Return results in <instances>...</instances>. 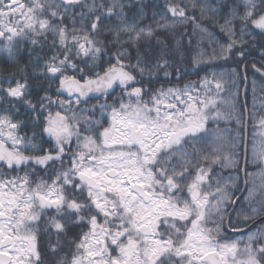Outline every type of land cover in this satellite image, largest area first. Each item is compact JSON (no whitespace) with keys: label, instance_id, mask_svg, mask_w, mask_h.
Returning a JSON list of instances; mask_svg holds the SVG:
<instances>
[{"label":"snow or ice","instance_id":"snow-or-ice-1","mask_svg":"<svg viewBox=\"0 0 264 264\" xmlns=\"http://www.w3.org/2000/svg\"><path fill=\"white\" fill-rule=\"evenodd\" d=\"M136 4L141 12L130 15ZM142 7V0H0V55L14 63L26 44L30 54L46 45L52 53L36 57L43 62L35 83L27 73L14 82L0 77V264H264V225L243 240L222 238L238 176L214 175L213 166L236 169L239 157L209 151L207 125L224 118L217 102L224 73L151 92L145 84L171 75L173 53L160 33L191 22L215 41L190 10L223 15L227 37L218 54L193 57L198 67L227 59L252 30L264 35V0H164L155 26L143 24ZM22 107L27 119L19 118ZM257 123L264 129V117ZM239 143L238 132L232 144ZM246 176L253 186L244 222L264 221V174L259 185ZM42 221L52 259L39 247Z\"/></svg>","mask_w":264,"mask_h":264},{"label":"trees","instance_id":"trees-1","mask_svg":"<svg viewBox=\"0 0 264 264\" xmlns=\"http://www.w3.org/2000/svg\"><path fill=\"white\" fill-rule=\"evenodd\" d=\"M176 2V0H173ZM183 3L188 4L190 0H182ZM204 2V0H201ZM207 3L215 6L217 0H206ZM142 12L144 14L143 24H152L155 26V21L152 18L153 12L161 13L164 5V0H142ZM222 11H227L223 9ZM141 12V5L136 4L130 15L139 14ZM189 15H195L197 22L201 26L206 27L215 38L214 42H210L207 38L202 39L199 29L195 28V25L191 22L183 26H178L175 31L162 32L159 34L160 39L166 41L172 50V55L169 56L170 67L167 69L171 73L169 77H164L161 72L154 80L145 81L146 86L151 92L154 89L160 87H183L186 83L193 81H200L202 77L208 75L211 77V73L214 71L219 78L220 73H224L222 78L223 90L217 94L218 107L221 113L224 114V118L218 119L214 122H210L207 127L210 130V141L207 145L208 150L219 147L222 149V154L237 153L239 157V167L236 169L225 168L221 165H214V175H218L224 178L237 177L236 181L238 187L233 191V199L237 200L238 204L231 216V223H229V230L226 229V223L229 213L231 212L234 204H228L227 213L224 217V224L222 226L223 239L227 240H243L247 237L249 231H255L257 227L264 225V221L255 220L244 222V215L250 214L249 202L245 199L248 196L247 189L252 187V183L246 185V191L243 194L245 187V180L249 179L246 174H251L250 181H255L256 185L261 183V175L264 174V159H254L252 155V145L255 142L260 144L261 132L264 129H260L258 121L261 117H264V77L254 71V68H264V35H261L256 30H252V35L245 36L246 43L242 48L238 47L234 49L227 59H217L210 64H201L198 67H193V57L199 54L201 51L205 53L203 57L205 60L213 54V48L219 53L220 44L227 43V37L221 32L219 25L224 23L223 15L218 17H212L206 15L201 17L199 9L195 12L189 11ZM159 19V16H157ZM237 28H239V21H237ZM243 50L244 56L240 57L237 52ZM52 55L48 50L47 45L44 49L36 48L29 53L28 45L26 44L20 52L16 55V62H9L4 55H0V77L7 78L12 77L13 82L15 79H23L24 73H27L30 83H35L34 71H36L35 65L42 63L43 61H37V56L47 58ZM245 68V78L243 70ZM23 69V71H22ZM245 80L247 82V88L245 89ZM255 82V90L253 89V83ZM215 90V84L212 85ZM201 94L203 89L197 84ZM35 95V92H34ZM113 95H116L114 93ZM147 98V97H146ZM100 102H103L101 98ZM108 102H111V97L108 98ZM97 103L95 100H90L89 104ZM235 105L233 108L232 106ZM235 113L240 115L242 119L246 118L248 122L247 126L238 127L234 118L229 119L228 114ZM255 113V119L252 118V114ZM20 119H27L28 113L21 108ZM105 126L107 122L105 121ZM25 131L30 132V126ZM239 132L240 143L236 146L232 144L237 139V133ZM247 134V162L245 161V139ZM48 145H45L47 147ZM74 146V142H73ZM245 173L243 177L244 163ZM259 199V196L257 197ZM208 227L213 225L209 223ZM44 227L43 221L40 223L41 233L38 238L39 247L42 253H44L48 259H52L51 254L48 253V241L49 237L42 229ZM233 229H239L238 232H231ZM245 229H248L245 231ZM79 231V229H72L70 235ZM54 240L55 237H52ZM64 252H68V248L65 247L60 255Z\"/></svg>","mask_w":264,"mask_h":264},{"label":"water","instance_id":"water-1","mask_svg":"<svg viewBox=\"0 0 264 264\" xmlns=\"http://www.w3.org/2000/svg\"><path fill=\"white\" fill-rule=\"evenodd\" d=\"M257 32H259V30H256ZM243 75H244V78H245V68H244V70H243ZM246 88H247V82H246V80H245V89H244V93H245V90H246ZM114 94V93H113ZM92 100H95L94 98L92 99ZM247 124H248V122L246 121V126H247ZM247 134H246V139H245V145H247ZM245 166H246V162L244 163V169H243V177H244V171H245ZM245 191H246V185H245V187H244V191H243V194L245 193ZM239 199H240V197L236 200V203L234 204V206H233V208H232V210H231V212L229 213V215H228V218H227V223H226V229L227 230H229V221H230V219H231V216H232V214H233V212L235 211V208H236V206H237V204H238V201H239ZM246 230H248V229H245V231ZM231 232H235V231H232V230H230ZM236 232H238V231H236Z\"/></svg>","mask_w":264,"mask_h":264},{"label":"flooded vegetation","instance_id":"flooded-vegetation-1","mask_svg":"<svg viewBox=\"0 0 264 264\" xmlns=\"http://www.w3.org/2000/svg\"><path fill=\"white\" fill-rule=\"evenodd\" d=\"M255 69H256V68H254V71H255L256 73H258L259 75H261L262 77H264V75H262L261 72H257ZM260 69H262V71H264V68H260Z\"/></svg>","mask_w":264,"mask_h":264}]
</instances>
